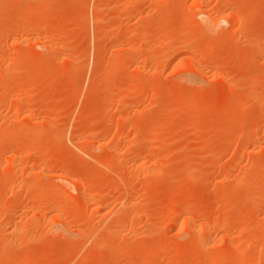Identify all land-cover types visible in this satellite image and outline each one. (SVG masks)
Returning a JSON list of instances; mask_svg holds the SVG:
<instances>
[{
    "label": "rangeland",
    "instance_id": "374dc122",
    "mask_svg": "<svg viewBox=\"0 0 264 264\" xmlns=\"http://www.w3.org/2000/svg\"><path fill=\"white\" fill-rule=\"evenodd\" d=\"M240 253L264 264V0H0V264Z\"/></svg>",
    "mask_w": 264,
    "mask_h": 264
},
{
    "label": "bare ground",
    "instance_id": "6f19581e",
    "mask_svg": "<svg viewBox=\"0 0 264 264\" xmlns=\"http://www.w3.org/2000/svg\"><path fill=\"white\" fill-rule=\"evenodd\" d=\"M129 1H132V0H129ZM127 3H128V2H127ZM129 3H130V2H129ZM208 17H209V16H208ZM217 20H218V19H217ZM135 87H136V84H135ZM194 122H195V121H194ZM197 123H198V122H197ZM197 123H196V124H197ZM196 124H195V125H196ZM83 194H84V193H83ZM241 253H242V252H241ZM241 253H240V254H241ZM238 254H239V253H238ZM242 255H243V254H241V255L239 256L240 258H238L239 260L237 261L236 264H242V263L244 262V260H245L244 257H245V256H242ZM245 261H246V260H245Z\"/></svg>",
    "mask_w": 264,
    "mask_h": 264
}]
</instances>
